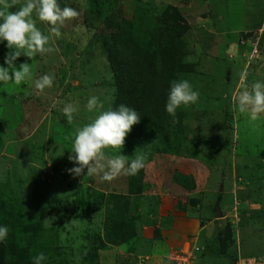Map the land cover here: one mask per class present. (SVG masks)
<instances>
[{"label":"rangeland","instance_id":"1","mask_svg":"<svg viewBox=\"0 0 264 264\" xmlns=\"http://www.w3.org/2000/svg\"><path fill=\"white\" fill-rule=\"evenodd\" d=\"M6 3L0 12L17 11L25 0ZM59 3L79 12L60 38L36 19L54 51L14 62L30 64L31 80L0 82V224L15 245L25 246L30 260L45 252L47 264H173L171 257L194 243L201 250L193 264H264V117L237 114L235 103L242 80H264V0ZM168 5L183 17L175 80L188 79L199 100L169 114L167 131L131 129L121 149H105L147 157L137 173L140 192L123 172L110 181L69 174L75 129L97 114L86 110L88 98L110 96L115 108L111 35L128 31L132 17L148 34ZM45 74L54 84L41 91L35 84ZM68 102L79 108L73 122L63 117ZM128 228L135 235L122 242ZM34 231L40 236L33 244Z\"/></svg>","mask_w":264,"mask_h":264},{"label":"clouds","instance_id":"2","mask_svg":"<svg viewBox=\"0 0 264 264\" xmlns=\"http://www.w3.org/2000/svg\"><path fill=\"white\" fill-rule=\"evenodd\" d=\"M5 7L6 0H0ZM77 9L60 6L59 0H25L17 11L0 12V43L7 42L10 50L5 54L4 65H0V82L14 80L17 84L32 79L30 64L25 62L16 67L15 61L21 56L32 58L37 54L54 51L51 46L50 35L44 34L37 27L36 19L51 25V33L56 38L62 35L61 28L66 20L77 17ZM35 17V18H34ZM54 76H41L35 87L41 91L54 84ZM200 93L188 79L173 80L167 95L165 110L172 116L176 115L181 106L187 107L197 103ZM109 106L104 110L105 103ZM114 99L110 96L101 97L92 95L85 105L88 112L97 113L89 123L77 126L74 132L72 150L68 159L73 167L67 172L73 176H99L103 181H110L121 172L127 175H136L145 167L147 157L144 154L128 156L110 155L105 149H121L125 137L137 124L140 115L135 108L125 104L112 107ZM237 114L248 113L252 120L264 117V80H255L248 86L241 82V90L235 96ZM78 105L73 102L65 103L62 109L63 117L67 122H73L78 113ZM10 228L0 224V243L8 240ZM49 256L40 251L31 257L32 264H47Z\"/></svg>","mask_w":264,"mask_h":264},{"label":"trees","instance_id":"3","mask_svg":"<svg viewBox=\"0 0 264 264\" xmlns=\"http://www.w3.org/2000/svg\"><path fill=\"white\" fill-rule=\"evenodd\" d=\"M138 19H126L128 31L113 33L109 40L108 56L117 84L115 107L125 104L137 110L140 119L132 129L167 131L170 124L169 113L165 110L167 95L171 82L183 66L180 60L182 33L179 29L183 17L177 6L168 5L159 23L152 25L146 35L138 29ZM131 136L134 135L130 131L125 138ZM138 178L137 174L130 175L133 192H140L143 188L141 181L137 182L142 178ZM132 230L126 229L122 242L135 235ZM39 236V232L34 231L31 242L34 244ZM200 250L196 251L197 255ZM27 252L25 246L20 249L15 245L11 230L8 240L0 243V264H32ZM9 254H17L18 257L12 259Z\"/></svg>","mask_w":264,"mask_h":264},{"label":"built area","instance_id":"4","mask_svg":"<svg viewBox=\"0 0 264 264\" xmlns=\"http://www.w3.org/2000/svg\"><path fill=\"white\" fill-rule=\"evenodd\" d=\"M190 246L186 249L187 251H180L176 255L175 258H172L173 264H193L192 262L194 261L196 251L200 249V247L194 243L192 246Z\"/></svg>","mask_w":264,"mask_h":264},{"label":"crops","instance_id":"5","mask_svg":"<svg viewBox=\"0 0 264 264\" xmlns=\"http://www.w3.org/2000/svg\"><path fill=\"white\" fill-rule=\"evenodd\" d=\"M263 17H264V13H263ZM263 17L261 18V21H263V20H262V19H264ZM262 24H264V22H263Z\"/></svg>","mask_w":264,"mask_h":264}]
</instances>
